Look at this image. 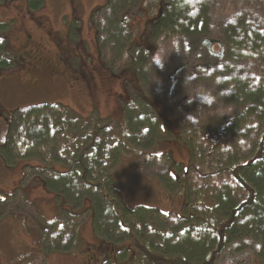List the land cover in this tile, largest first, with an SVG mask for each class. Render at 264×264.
Returning a JSON list of instances; mask_svg holds the SVG:
<instances>
[{"label":"trees","instance_id":"trees-1","mask_svg":"<svg viewBox=\"0 0 264 264\" xmlns=\"http://www.w3.org/2000/svg\"><path fill=\"white\" fill-rule=\"evenodd\" d=\"M29 1L33 10L44 2ZM140 1L107 0L94 16L98 47L116 52L118 59L128 55V68L144 83L157 73L152 67L157 53L152 58L143 52L130 56L132 30L126 19ZM221 1L230 16L218 54L206 47L214 0H165L162 13L148 23L153 41L190 39L201 51L193 66L191 60L183 62L169 75L170 94L181 96L179 107L186 112L178 134L189 154L181 178V215L156 206L130 208L116 187L114 169L128 143L154 147L165 132L161 114L140 90L134 93L142 103L123 104L125 144L116 135L119 123L96 111L85 117L58 102L14 111L9 138L0 146L5 162L39 159L25 165V176L34 175L41 188L58 198L56 216L41 223L36 257L86 250L91 257L85 264H218L246 253L264 259V0ZM3 25L0 51L7 42ZM189 69L213 85L209 94L190 95L191 84L183 77ZM222 111L226 119L218 117ZM215 120L218 128L211 130ZM160 179L168 190L177 185L166 174ZM16 197L5 206L21 203ZM88 215L97 240L87 244L80 227Z\"/></svg>","mask_w":264,"mask_h":264},{"label":"rangeland","instance_id":"rangeland-1","mask_svg":"<svg viewBox=\"0 0 264 264\" xmlns=\"http://www.w3.org/2000/svg\"><path fill=\"white\" fill-rule=\"evenodd\" d=\"M43 1L37 10L31 9L29 0L0 3V23L4 24L3 34L7 41L5 49L0 51V108L6 115H11L17 109L34 104L58 102L73 107L85 117L96 111L100 116L114 118L119 123L116 135L125 144L128 128L123 104L134 100L142 103L134 93L140 90L147 102L161 114L159 124L165 132L154 147L145 149L128 143L114 169L116 187L130 208L157 205L162 212L181 215L184 199L181 178L188 168L189 154L178 134L180 123L186 120V112L179 107L181 96L170 94L169 75L183 62L191 60L193 66L199 60V44L193 40L190 42V39H187L190 44L186 40H176L173 44L167 39L153 41L148 33V23H152L159 5H164L165 0H141L126 17L132 30L130 56L136 58L139 52H143L146 58H152L157 53L156 64L152 65L156 66L157 73L141 83L137 80V73L128 68V55L118 59L116 52H106L97 45L99 31L94 13L107 0ZM218 2L214 0L211 3V23L206 36V47L217 54L221 52L219 40L230 16L226 2ZM38 60L51 67L56 65L54 70L57 74L47 76L50 78L41 85H21L20 79L27 76L25 71L29 69V63ZM89 70L94 73V84L87 86L85 76H89ZM183 73V77L188 79L186 83L191 84L187 85L190 95L209 94L207 90L213 85L201 82L190 69ZM223 111L218 117L226 119L227 113ZM217 128V120L210 123L211 130ZM9 134L10 120L0 114V146L7 142ZM165 153L163 158H151V155L161 157ZM38 162L37 158H28L9 165L0 151V264H85L91 257L88 255L90 251L86 250L51 255L48 259L36 257L41 223L53 219L58 205V198L46 188H41L34 175L25 176V165ZM144 174L149 179L159 180L162 174H166L177 185L168 190L161 181L165 188L156 184H152V188L144 184ZM16 193V199L19 198L17 200L21 203L17 201L15 206L10 202L5 206L6 200L15 198ZM92 228L88 215L80 227L87 244L97 240ZM239 257L231 256L218 264H264V259L252 258L250 253Z\"/></svg>","mask_w":264,"mask_h":264},{"label":"flooded vegetation","instance_id":"flooded-vegetation-1","mask_svg":"<svg viewBox=\"0 0 264 264\" xmlns=\"http://www.w3.org/2000/svg\"><path fill=\"white\" fill-rule=\"evenodd\" d=\"M103 6V5H102ZM98 7L99 9L102 7ZM77 14V13H76ZM153 22V21H152ZM37 63V64H36ZM30 62V67L27 71H25V73L27 74L26 77L20 79L21 85L23 86H37V85H41V83L45 80V79H49L50 77L47 76H54L57 74V72L54 70V67H56V65L52 66L51 65H45L43 64V62L41 60H38L37 62ZM46 70V71H45ZM30 72V73H28ZM47 72L49 73V75L47 74ZM89 73V76H85V79L87 80V86L89 83L94 84V73L91 72L90 70L87 71ZM33 79V82H32ZM8 112V111H7ZM0 114L2 115L3 118L9 119L10 117H12L11 115H6L5 111L3 108H0Z\"/></svg>","mask_w":264,"mask_h":264},{"label":"crops","instance_id":"crops-1","mask_svg":"<svg viewBox=\"0 0 264 264\" xmlns=\"http://www.w3.org/2000/svg\"><path fill=\"white\" fill-rule=\"evenodd\" d=\"M179 163V162H178ZM142 179L144 180V184H146V185H149L150 187H152L153 188V186H152V184H156L158 187H161V188H165L164 186H163V183L161 182V180H159V179H155V178H152V179H149L148 178V176L146 175V174H144V176L142 177ZM155 185V186H156ZM157 186H156V189H155V191L156 190H158L157 189ZM147 203V202H146ZM156 203V202H155ZM157 204V203H156ZM157 206V205H156ZM158 207V206H157ZM160 208V207H159ZM57 212V211H56ZM56 215H54V216H52L53 218L55 217ZM89 219H90V221H91V224H92V220H91V216L89 215ZM80 233H81V237L83 238V233H82V230L80 231Z\"/></svg>","mask_w":264,"mask_h":264},{"label":"snow or ice","instance_id":"snow-or-ice-1","mask_svg":"<svg viewBox=\"0 0 264 264\" xmlns=\"http://www.w3.org/2000/svg\"><path fill=\"white\" fill-rule=\"evenodd\" d=\"M0 43H2V40H0ZM157 63H159V61H157Z\"/></svg>","mask_w":264,"mask_h":264},{"label":"water","instance_id":"water-1","mask_svg":"<svg viewBox=\"0 0 264 264\" xmlns=\"http://www.w3.org/2000/svg\"><path fill=\"white\" fill-rule=\"evenodd\" d=\"M161 10H162V9H160V13L162 12Z\"/></svg>","mask_w":264,"mask_h":264},{"label":"bare ground","instance_id":"bare-ground-1","mask_svg":"<svg viewBox=\"0 0 264 264\" xmlns=\"http://www.w3.org/2000/svg\"><path fill=\"white\" fill-rule=\"evenodd\" d=\"M215 54H217V53L215 52Z\"/></svg>","mask_w":264,"mask_h":264}]
</instances>
